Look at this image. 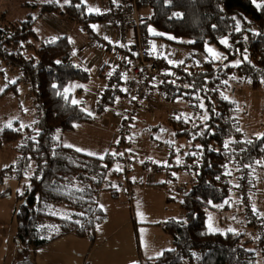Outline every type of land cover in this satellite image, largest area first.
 <instances>
[{"label": "trees", "instance_id": "trees-1", "mask_svg": "<svg viewBox=\"0 0 264 264\" xmlns=\"http://www.w3.org/2000/svg\"><path fill=\"white\" fill-rule=\"evenodd\" d=\"M123 1L111 8L119 10ZM135 1L145 17L140 25L142 35L150 39L170 37L173 44L197 54L198 58L176 65L163 58L152 89L146 91L169 104L188 102L191 113L186 116L180 112L169 116L167 122L151 124L143 119L147 109H142L145 114L140 112L139 121H133L128 128L130 136L124 134L123 127H114L117 142L109 143L98 157L64 146L62 138L76 125L98 123L103 115L117 118L119 114L112 110L116 99L105 95L103 106L96 108L94 114L82 103L73 102L68 88L74 83H89L91 72L77 60L72 40L59 36L41 41L34 25L44 15L61 14L79 24L80 30L96 42L98 38L91 26L102 21L100 12L88 13L82 0H53L33 4L40 8L37 17L29 15L0 29V79L5 81L9 77L5 88L0 89V101L8 94L18 99V88L25 83L37 112L24 128L15 120L12 127L0 129V148L13 145L15 153L14 162L1 174L8 173L23 183L13 213L17 230L12 262L35 264L31 258L38 250L69 235L89 240L92 249L96 231L107 220V214L98 205L100 192L107 191L117 199L111 180L121 178L122 173L128 175L123 178L126 184L136 183H131L129 177L137 153L130 144L142 141L139 135L151 133L147 136L150 143L153 134L164 135V143L160 141L158 146L166 152V164L156 167L145 160L142 166L146 171H166V182L154 186L167 190L166 202L179 203L184 218H171L160 224L171 239V249L135 264H264V237L253 239L261 254L258 261L257 250L250 248L252 239L244 240L241 231L211 232L207 225V209L222 205L232 188L238 194L245 188L251 190L256 182L254 175L264 161V123L260 135L247 136L238 119L239 104L227 95L230 89L225 83L235 72L253 88L264 85V2L256 5L253 0ZM150 27L159 34L152 35ZM134 42L135 33L131 30L115 48L120 55L112 73L120 68V59L125 57L129 60V65L124 66L127 78L140 81L131 72L136 54L129 53L128 48ZM209 48L220 51L223 59L212 58ZM107 51H111L110 47ZM203 57L207 59L202 60ZM234 60H239L236 67L231 65ZM13 73L20 77L11 81ZM127 78L118 77L115 85H123ZM76 92L81 94L82 88L78 87ZM166 134L186 142L175 151ZM147 152L141 155L151 154L150 146ZM116 162L123 169L114 167ZM224 167H229L225 173ZM179 173L190 178L186 190L182 184L176 188L169 186ZM50 206L65 207L70 214L55 217L47 213ZM244 208L248 225L261 219L248 212L249 206ZM55 225L59 232L51 234Z\"/></svg>", "mask_w": 264, "mask_h": 264}, {"label": "rangeland", "instance_id": "rangeland-1", "mask_svg": "<svg viewBox=\"0 0 264 264\" xmlns=\"http://www.w3.org/2000/svg\"><path fill=\"white\" fill-rule=\"evenodd\" d=\"M48 1L53 0H0V29L7 27L12 22L23 20L29 15L37 17L40 8H35L33 4H42ZM76 24V22L64 15H44L35 23L34 30L40 40L44 41L66 35V29L69 26L74 27L75 25L74 28L77 29L78 25L76 26ZM70 32H72V29H70ZM80 33L84 35L81 38L86 40L85 37L87 34L83 30ZM88 39L92 45V54L96 55L92 63L89 62V67L92 68L100 63L99 61L105 54V50H102L97 45L93 49V40L92 38ZM151 41L156 51L158 53H164L167 63L171 65H176L179 62H184L197 56L189 48L173 44L170 37L152 38ZM35 45H38V43H35ZM210 49H212V52L208 51L209 54H218L213 55L212 58L217 60L223 59V54L220 51L216 48ZM99 52L101 53L100 56ZM76 57L81 63L82 58L77 55ZM204 59L207 58L203 57L202 60ZM196 60L201 62L199 59ZM107 64L106 72L110 75L113 72L114 66L117 64L116 57H109ZM238 64L239 60H234L231 63L233 67H236ZM90 72L92 74V80L89 83L85 85L74 83L68 88V92L73 94V102L77 103L79 99L90 103L92 106L91 108L87 107V110L90 113H94V106L105 87L106 76L98 77V67H94V70ZM18 77H20L19 73H13L10 80H16ZM8 78L6 77L5 81L0 79L1 90L5 88ZM225 83L229 85L230 89L227 95L236 99L235 101L239 104V112L241 114H238V119L242 129L245 130L247 136L260 135L262 132V124L264 123V85L253 88L245 79L237 76L235 72L230 74ZM78 87L82 88V95L76 92ZM18 89V99L12 94H8L0 101V129L12 127V122L15 120L19 121L22 128H24L37 115L36 110L32 106V102H30V92L27 84H20ZM173 108L174 112H182L186 116L191 113L188 102L177 101L169 104L159 98L152 109L147 111L143 119L149 121L151 124L167 122L170 116L169 113ZM116 111L118 114L123 112L122 109H117ZM103 116H101V122ZM106 116L109 123L113 119L112 126L110 127L111 131L108 134L97 136L87 131V129L71 134L65 133L62 138V144L75 150L81 149V152L90 156H101L103 154L102 150H100L102 143L106 140L108 141L106 145L111 142H117L114 127L117 128L116 121L118 118L112 115ZM148 135L149 133L139 135L142 141L135 140L130 144L131 148L137 153L133 156L134 164L130 166L131 171L129 172V177L132 180L131 183L136 182L134 186L139 183L134 188L131 184L133 199H129L130 197L126 196V193L124 194V188H126L127 184L124 182L123 177L111 180V185L116 188L118 193L117 199H114L107 191L100 192L98 196L99 205L107 214V220L96 231L94 247L91 249L90 241L87 239L78 238L74 235L65 236L44 247L46 249L42 252L43 258L40 264H135L146 260L145 256L151 254L154 248L159 249L162 245L166 244L165 232L160 224L168 218H178L177 214L180 211L184 213V211L179 208L175 213L169 214L166 210L165 202V198L168 196L167 190L152 188L147 183L151 180L150 175L155 184L166 182V171L155 172L156 170L154 168H150L149 171L143 169L142 162L145 160L151 162L156 167H163L166 164V152L158 146L160 141L164 143V135L153 134L154 137L151 143L147 137ZM166 136L167 140L173 142L175 151H179L181 146L186 142L184 138L174 139L169 134H166ZM149 146L151 154L148 156L141 155V153L148 154ZM14 157L13 145H5L0 148V264H13L12 261L15 256V235L17 228L13 213L19 204L18 196L23 192V183L8 173L1 174L2 170L7 169L14 162ZM114 167H121L123 169L120 162H116ZM254 176L256 182L250 190L249 207L252 210L255 209L253 211L262 219V233L257 234L258 232L250 230L251 228L247 230V226L250 225L245 221L247 218L246 209L241 203L239 198L240 194L233 188L230 189L228 197L222 205L229 207V211L226 212L227 222L237 226L242 224L241 229L238 230L244 234V240L252 239L250 248L257 250V260L260 261L261 254L256 248V243L253 239L264 237V161ZM176 177L177 180L175 183L169 186L176 188L182 184L184 190H186L190 185L188 184L190 182L189 176L179 173ZM231 180L235 183L233 178ZM218 207L212 206L210 209H207V225L209 230L211 232L221 233L227 230L238 231L236 228H226V225L233 227L231 224H222V219L218 214ZM47 213L55 217L65 218L68 217L70 211L65 207L50 206ZM58 232L59 226H52L51 234H57ZM251 233L254 235H251ZM184 264L190 263L186 262Z\"/></svg>", "mask_w": 264, "mask_h": 264}, {"label": "built area", "instance_id": "built-area-1", "mask_svg": "<svg viewBox=\"0 0 264 264\" xmlns=\"http://www.w3.org/2000/svg\"><path fill=\"white\" fill-rule=\"evenodd\" d=\"M253 2L256 5H260L264 2V0H253ZM100 18L103 23H105L109 28L114 29L118 34V46L123 43L131 30H134L135 33V42L130 45L128 52L136 54V60L131 66V72L133 77H136L140 81H137L135 78H127L124 66L129 65V60H127L125 57L121 58L120 62H122V65L114 74L111 73L106 77V79H109V83L96 102V108H99L103 106V97L105 95L108 94L116 99V105L112 110L116 113L117 109L123 110V112L117 116L118 119L116 124L117 127L124 128V134L128 137L130 136V131L128 128L133 121H137L141 110L146 109L145 103H147V101L151 102L147 108V111H150L159 99L157 96L155 97L146 91L152 89V82L155 80L158 73L159 62L163 58L166 59V56L163 53H156L152 47L151 39L142 35L140 31V25L145 20V17L140 14V12H138L135 0L123 1L119 10L115 8H109L100 12ZM96 43L105 49L107 47L108 41L96 39ZM118 77H126L128 81H125L123 85L116 86L115 81ZM140 77H142V80ZM140 105L143 106L140 107ZM179 114L180 112H174V108L169 113L170 116ZM123 122L126 124L122 126ZM228 169L229 167H224L222 172L225 173ZM122 175L124 179H126L128 176L126 173H122ZM136 186L137 185H133L132 187L134 188ZM132 187L131 185L127 184L125 189L126 196L130 197L129 199H133V192L131 191ZM239 194L242 205L244 207L250 206V189L245 188L243 191H240ZM227 211H229V207L226 205H220L218 207L219 215L225 219H227ZM248 212L251 215L256 214L251 208H249ZM261 221L262 219L253 221L250 226H247V230H249L248 228H251L250 230L257 231V234L262 233L263 223Z\"/></svg>", "mask_w": 264, "mask_h": 264}, {"label": "crops", "instance_id": "crops-1", "mask_svg": "<svg viewBox=\"0 0 264 264\" xmlns=\"http://www.w3.org/2000/svg\"><path fill=\"white\" fill-rule=\"evenodd\" d=\"M82 1L87 5V7H88V13H90V14L91 13L97 14V13L102 12V11H105L106 9H109V8H111L113 6H116L119 0H82ZM76 26H77V29L74 28L75 25H74V27H70L69 26V28L66 29V35H64V36H67L70 40H72V42L74 41V44H75V46H74V54L77 55L78 57H81L82 58L81 64L83 66H85L86 69H88L89 71H92V70H94V67H98V70H99V72L97 74L98 77L100 78L103 75L107 77L108 74L105 71V68L108 66L107 59L109 57H112L113 58V56H115L116 59H117V57L120 55V53H117L115 51V48L118 46V44H117L118 34L116 33V31L114 29L109 28L105 23H103V21H98V22H95L94 24H92L91 27H92V29H94L93 30V33L96 34V36H98L97 37L98 39H103V40L108 41L107 46L109 45L108 47H110L111 51H107V48L108 47H106L105 49L102 48V50H105V54L102 56V59L99 61L100 63H98V65L93 66L91 68V67H89V62L92 63V61L95 59L96 55H93L92 54V45L89 43L90 40L88 39V38H90V34H88L85 37L86 40H83L81 37L84 36V35H82L80 33L81 30L79 28V24H76ZM70 29H72V32H70ZM148 29H149V31L151 32L152 35L153 34H155V35H158L159 34L154 28H151L150 27ZM129 36H130V34H129ZM92 40H93V38H92ZM92 44H93V49H94L97 44H96V42L94 40L92 41ZM128 44L129 43H127V45ZM75 47H76V52H75ZM152 47H153L154 51L156 53H158L156 51V48L154 47L153 44H152ZM100 55H101V53L99 52V56ZM108 83H109V79H106L105 88L108 85ZM79 95H82V93L79 94ZM152 99H155V98H152ZM77 103H82L86 110H87V107L91 108V106H92V105H90V103H88L87 101H84V100H79L78 99V102ZM150 104H151V102L150 101H147V103L145 105V108L147 109ZM94 109H95L94 110V113H96V104L94 106ZM94 113H92V114H94ZM141 114L144 115L145 114V111L143 110L141 112ZM103 118L104 119L102 120V122H101V119H102V117H101L100 118V121L98 123H93V124H79V125H76L75 128H74V130L72 132H69V133L71 134V133H75L76 131H83L84 129H87V131H89L91 133H94L97 136L106 135V134H108L109 131H111L110 127L112 126V120H110V123H109V120H107L106 116H103ZM139 119H140V116L138 117L137 121H139ZM100 141H99V143H101ZM107 142L108 141L106 140L104 143H102L100 145V150H102V152L105 151L106 147L108 146V145H106ZM150 177H151V180L148 181L147 183L149 185H151L152 188H159L160 190H162L161 187H158V186L155 187L154 186L155 185V182L153 181L151 175H150ZM137 184H139V183H137ZM125 189L126 188H124V194H125ZM165 202H166V198H165ZM130 204H132V203H130ZM98 205H99V201H98ZM179 208L181 209L179 203H175V202H172V201L171 202H166V210L168 211L169 214L175 213ZM177 217L178 218H173V219L182 220L184 218V213H181V211H180V213L177 214ZM220 217L222 219V224H225V225L226 224H231V223L227 222L226 221L227 219H225L224 217H222V216H220ZM168 219H171V218H168ZM231 225H233V227H231L230 225H226L227 226L226 228H236L237 230L238 229H241V227H238L235 224H231ZM227 231H230V230H227ZM251 235H254V234L251 233ZM165 239H166V244L165 245H162L161 248H159V249L154 248V250L149 255L144 254V255H146L145 258L146 259H150L152 257H156V256L160 255L164 250L171 249L172 248V242H171L170 237L166 233H165ZM45 249L46 248L38 250L37 251V254L34 257H32L33 260H34V262H35V264H40V261H42V258H43V255H42L43 253L42 252ZM52 262H54V260H52ZM46 264H50V263H46Z\"/></svg>", "mask_w": 264, "mask_h": 264}, {"label": "snow or ice", "instance_id": "snow-or-ice-1", "mask_svg": "<svg viewBox=\"0 0 264 264\" xmlns=\"http://www.w3.org/2000/svg\"><path fill=\"white\" fill-rule=\"evenodd\" d=\"M237 27H238V26H237ZM222 43H225V44H226L227 41H222ZM208 51H209V52H212V49L209 48ZM213 55H218V54L213 53ZM76 151H81V149H76ZM101 158H102V157H101ZM253 210L255 211V209H253Z\"/></svg>", "mask_w": 264, "mask_h": 264}]
</instances>
